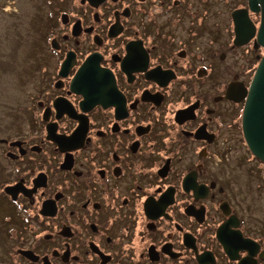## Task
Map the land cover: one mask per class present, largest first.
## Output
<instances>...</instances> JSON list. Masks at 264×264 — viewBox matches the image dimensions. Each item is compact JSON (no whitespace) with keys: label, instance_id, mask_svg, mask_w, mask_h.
Listing matches in <instances>:
<instances>
[{"label":"flooded vegetation","instance_id":"af4514ba","mask_svg":"<svg viewBox=\"0 0 264 264\" xmlns=\"http://www.w3.org/2000/svg\"><path fill=\"white\" fill-rule=\"evenodd\" d=\"M45 1L0 264H264V162L226 98L257 37L225 40L209 0Z\"/></svg>","mask_w":264,"mask_h":264},{"label":"rangeland","instance_id":"374dc122","mask_svg":"<svg viewBox=\"0 0 264 264\" xmlns=\"http://www.w3.org/2000/svg\"><path fill=\"white\" fill-rule=\"evenodd\" d=\"M210 26L219 25L225 40L232 29L231 11L246 5L247 0H209ZM45 0H0V162L7 158L2 153V140L11 135L14 128L12 119L16 108L25 103L28 89L35 81L34 59L36 57L35 38L40 34L41 15ZM259 24L260 16L252 15ZM235 55V54H233ZM237 57V56H234ZM21 121V120H20ZM25 124V123H24ZM23 124V125H24ZM0 179L2 176L0 175ZM2 185L0 184V191ZM0 195V243L7 240L4 224L5 216L11 212L7 202ZM257 216L264 218V192L258 197ZM1 252V249H0Z\"/></svg>","mask_w":264,"mask_h":264},{"label":"water","instance_id":"95a60500","mask_svg":"<svg viewBox=\"0 0 264 264\" xmlns=\"http://www.w3.org/2000/svg\"><path fill=\"white\" fill-rule=\"evenodd\" d=\"M248 7L232 11L235 30V45H243L256 35L257 41L264 47V0H247ZM250 12L260 13L257 27L250 17ZM226 98L244 100L242 129L250 150L264 161V55L262 56L249 87L242 84L236 88L231 83L226 91ZM10 187L6 191L10 193Z\"/></svg>","mask_w":264,"mask_h":264},{"label":"trees","instance_id":"16d2710c","mask_svg":"<svg viewBox=\"0 0 264 264\" xmlns=\"http://www.w3.org/2000/svg\"><path fill=\"white\" fill-rule=\"evenodd\" d=\"M41 22V21H40ZM41 29V28H40Z\"/></svg>","mask_w":264,"mask_h":264}]
</instances>
